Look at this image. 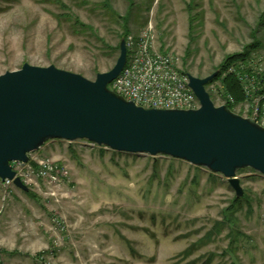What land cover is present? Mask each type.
I'll use <instances>...</instances> for the list:
<instances>
[{
    "label": "rangeland",
    "instance_id": "374dc122",
    "mask_svg": "<svg viewBox=\"0 0 264 264\" xmlns=\"http://www.w3.org/2000/svg\"><path fill=\"white\" fill-rule=\"evenodd\" d=\"M63 2L0 0V74L28 62L95 80L115 65L123 34L149 23L157 49L195 76L252 44L251 61L264 66V0ZM253 105L235 112L253 118ZM31 157L65 165L70 180L57 196L0 181L3 264H264V175L253 169L238 171L236 203L221 173L165 155L57 139Z\"/></svg>",
    "mask_w": 264,
    "mask_h": 264
},
{
    "label": "water",
    "instance_id": "95a60500",
    "mask_svg": "<svg viewBox=\"0 0 264 264\" xmlns=\"http://www.w3.org/2000/svg\"><path fill=\"white\" fill-rule=\"evenodd\" d=\"M119 46L115 65L95 80L28 62L0 74V181L13 180L29 192L13 163H28L50 140H86L117 152L165 155L206 167L225 176L242 197L238 171L264 175V126L227 104H215L207 85L218 70L206 77L187 72L199 108L145 107L126 99L112 87L128 60L125 38Z\"/></svg>",
    "mask_w": 264,
    "mask_h": 264
},
{
    "label": "built area",
    "instance_id": "2783aa9c",
    "mask_svg": "<svg viewBox=\"0 0 264 264\" xmlns=\"http://www.w3.org/2000/svg\"><path fill=\"white\" fill-rule=\"evenodd\" d=\"M125 39L128 60L120 75L112 82V87L118 94L145 107L165 109L200 107V101L189 85L187 73L180 68L178 59L172 53L157 49L155 28L152 23L138 34H128ZM240 63L238 68L230 66L228 73L237 76L247 95L244 104L254 103L253 118L264 126V103H261L264 99V66L251 61V58ZM207 89L216 105L234 102L233 97L226 94L224 85L213 81ZM87 143L92 144L88 141ZM32 158L26 164L13 163L17 176L29 187L43 189L45 187L47 195L57 196L70 180L69 170L65 165L48 157L34 160ZM39 182H42V185ZM3 184L7 187L15 186L14 181L9 179Z\"/></svg>",
    "mask_w": 264,
    "mask_h": 264
},
{
    "label": "trees",
    "instance_id": "16d2710c",
    "mask_svg": "<svg viewBox=\"0 0 264 264\" xmlns=\"http://www.w3.org/2000/svg\"><path fill=\"white\" fill-rule=\"evenodd\" d=\"M52 1H56L60 4H62L63 6H66L63 2V0H52ZM77 22L80 23L79 19L77 20ZM89 30H94V28L92 26H86ZM129 31V25H127V29L126 32ZM128 35V33L123 34V38H126V36ZM248 48L245 49V51L241 52V53H236L233 55H230L226 58V60L222 63L221 67L219 68V74L218 76L213 80H218L221 75L224 73V71L226 69H228L234 62L237 61H246L250 58V54L251 51H253L254 49H257L259 47V45L257 44H252L247 46ZM116 49H120V46L118 45L116 47ZM186 72V71H185ZM187 73V72H186ZM212 81V82H213ZM223 83L225 86V92L227 95H230L233 97L234 102H227L226 104L233 110L235 111V107L238 104H242L246 102V95L245 92L243 90V87L239 81V79L237 78V76L233 73H229L228 75H226V77L223 78ZM263 92V91H262ZM105 147V146H104ZM103 149V148H102ZM214 175V174H213ZM32 191H29V193H31ZM243 197H237L235 198V202L236 203H240L243 200ZM234 211V209H233ZM192 252V249L190 248L188 251H186L185 254H190ZM0 264H3L0 260Z\"/></svg>",
    "mask_w": 264,
    "mask_h": 264
},
{
    "label": "crops",
    "instance_id": "0c3cea01",
    "mask_svg": "<svg viewBox=\"0 0 264 264\" xmlns=\"http://www.w3.org/2000/svg\"><path fill=\"white\" fill-rule=\"evenodd\" d=\"M1 184L4 185L2 181H1Z\"/></svg>",
    "mask_w": 264,
    "mask_h": 264
}]
</instances>
